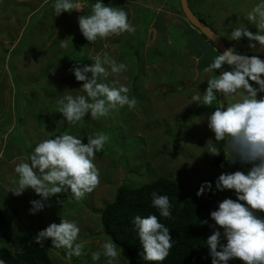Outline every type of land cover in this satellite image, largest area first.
Masks as SVG:
<instances>
[{"label": "rangeland", "instance_id": "1", "mask_svg": "<svg viewBox=\"0 0 264 264\" xmlns=\"http://www.w3.org/2000/svg\"><path fill=\"white\" fill-rule=\"evenodd\" d=\"M178 1L104 0L109 6L124 8L137 30L88 42L84 57L91 64V56L107 52L118 62L127 63L128 71L122 77L109 76L105 82L112 84L115 79L126 84L137 105L132 110L118 108L109 119L93 121L86 117L71 126L56 112V101L65 94H83L79 88L82 82L76 81L69 69L76 63L72 55L74 39L80 34L77 18L90 14L95 0H78L81 12L74 10L59 17H54V0H0V151L4 154L0 159V208L12 216L15 239L29 240L27 234L35 239L39 230L53 222L58 224L60 219L78 223L85 255L69 260L65 250L53 247L49 238L44 247L53 264H106L103 256L100 261H92L91 253L110 238L103 231L100 216L119 185L137 188L160 176L195 184L209 176L216 179L223 171L247 170L239 164L230 166L223 156L203 152L213 134L206 122H199L211 109L190 102L197 88L203 92L207 87L203 80L216 78L203 72L216 54L202 45L206 40L186 21ZM188 1L194 15L216 32L227 48L264 56L262 48L249 49L247 40H228L231 29L240 26L241 18L258 0ZM248 26L256 31L254 24ZM192 33L198 43H192ZM63 42L67 48L61 47ZM218 106L219 101L214 100L211 108ZM61 131L84 138L85 143L94 131L109 134V143L95 160L100 184L82 201L57 194L42 211L32 215L29 201L39 199L32 190L19 197L8 192L16 179L15 164L37 143ZM213 192V210L224 198L235 199L231 190ZM57 197L63 200L61 204ZM11 243L0 234V248L10 250ZM207 260L210 264L208 251ZM129 263L122 250L119 264Z\"/></svg>", "mask_w": 264, "mask_h": 264}, {"label": "clouds", "instance_id": "2", "mask_svg": "<svg viewBox=\"0 0 264 264\" xmlns=\"http://www.w3.org/2000/svg\"><path fill=\"white\" fill-rule=\"evenodd\" d=\"M74 10H83L78 0H54V17ZM77 23L81 35L90 44L137 30L129 22L124 8L109 6L104 0H95L90 14L78 16ZM249 24L255 25V32L249 30ZM228 36L230 41L247 40L249 49H264V0H258L241 18L240 26L232 28ZM202 37L211 45L204 35ZM61 47L67 48L68 44L63 42ZM215 50L218 55L203 72L215 74L216 78L203 80L207 87L203 92L197 88L190 104L211 109L199 122H206L213 134L203 152L213 157L222 155L230 166L239 164L247 170L223 171L214 182L203 181L199 186L197 196L213 192V183L214 191L231 190L235 196V199L224 198L210 211L212 232L204 244L210 264H229L234 260L241 264H264V60L255 54H243L235 47H228L222 53ZM89 59L91 64L76 61L69 69L75 80L82 82L79 88L83 94H65L56 101V112L71 126L86 117L93 121L109 119L118 108L132 110L137 105V99L130 95L131 89L126 84H119L115 79L112 84L105 82L109 76L122 77L128 71L127 63L118 62L107 52ZM217 70H220L218 74ZM225 99L231 102L225 104ZM214 100L219 101V106L211 108ZM83 140L61 131L37 143L26 157L18 158L14 167L16 179L8 192L19 197L26 190H32L39 197L29 201L32 215L42 211L46 202L57 194L68 195L74 201L84 200L100 184V169L95 160L109 143L110 136L104 131H94L86 137V143ZM3 156L0 151V159ZM57 201L63 202L59 197ZM151 206L159 215H136L132 224L143 259L150 264H161L175 243L170 228L160 222L161 217L171 219L172 204L168 195L153 192ZM203 223L208 224V221ZM79 234L76 221L60 219L58 224L53 222L39 230L35 241L44 246L51 238V245L64 249L71 260L85 255V242L79 240ZM101 256L106 264H119L122 248L113 239H106L99 250L91 253V259L100 261ZM0 264L6 262L0 259Z\"/></svg>", "mask_w": 264, "mask_h": 264}, {"label": "trees", "instance_id": "3", "mask_svg": "<svg viewBox=\"0 0 264 264\" xmlns=\"http://www.w3.org/2000/svg\"><path fill=\"white\" fill-rule=\"evenodd\" d=\"M74 40L76 42L73 43L75 50L72 57L87 64L88 57L84 55L88 41L81 33ZM210 43L216 49L215 45ZM15 49L13 48L12 52ZM203 181L214 182L215 179L209 176L195 184H184L160 176L137 188L119 185L112 202L102 209L100 221L103 231L126 253L129 264H150L141 255L142 247L132 224V218L136 215H159L151 206V194L157 192L168 195L172 204V217L171 219L161 217L160 222L170 228L175 243L168 257L161 264H207V248L204 241L210 235L209 224L213 223L209 217L210 211L213 210L211 206L213 192L206 191L201 196L196 195ZM204 221H208V224L203 223ZM13 228L11 214L0 208V234L12 242L9 245L10 250L5 247L0 248V259L6 264H53L46 248L38 245L31 234L26 236L29 240L15 239ZM15 241L18 243L13 249L17 246L19 248L14 252L12 244Z\"/></svg>", "mask_w": 264, "mask_h": 264}, {"label": "water", "instance_id": "4", "mask_svg": "<svg viewBox=\"0 0 264 264\" xmlns=\"http://www.w3.org/2000/svg\"><path fill=\"white\" fill-rule=\"evenodd\" d=\"M179 5H180V10L186 21L189 24H191L194 28H196L210 42H212L219 51V53H222L227 47L224 44L221 37L194 15V13L192 12L191 8L188 5L187 0H179ZM213 36L216 37V40H213ZM260 58L264 60V56H260Z\"/></svg>", "mask_w": 264, "mask_h": 264}, {"label": "crops", "instance_id": "5", "mask_svg": "<svg viewBox=\"0 0 264 264\" xmlns=\"http://www.w3.org/2000/svg\"><path fill=\"white\" fill-rule=\"evenodd\" d=\"M195 33H196V31H195ZM191 36H192V40H193L192 43H195V42L198 43V41L195 40L196 38H195L194 33H192ZM201 43H202L203 46H205L206 49H210L211 53H214V54L218 55V52L209 43H207V41L205 43H204V41H201ZM197 45H199V44H196V46Z\"/></svg>", "mask_w": 264, "mask_h": 264}]
</instances>
